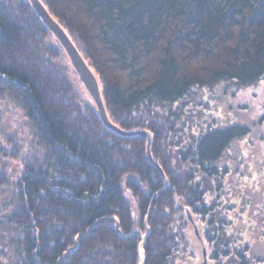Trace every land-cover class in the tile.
Here are the masks:
<instances>
[{
  "label": "trees",
  "instance_id": "trees-1",
  "mask_svg": "<svg viewBox=\"0 0 264 264\" xmlns=\"http://www.w3.org/2000/svg\"><path fill=\"white\" fill-rule=\"evenodd\" d=\"M40 1L111 123L151 133L163 175L142 135L104 125L29 0H0V74L14 80L0 79V264H138L146 233L143 264H195L192 219L214 264H264L251 255L264 217L233 221L219 165L249 127L195 129L185 113L194 89L264 77V0Z\"/></svg>",
  "mask_w": 264,
  "mask_h": 264
},
{
  "label": "rangeland",
  "instance_id": "rangeland-1",
  "mask_svg": "<svg viewBox=\"0 0 264 264\" xmlns=\"http://www.w3.org/2000/svg\"><path fill=\"white\" fill-rule=\"evenodd\" d=\"M77 81L79 90L86 95L79 79ZM191 98L192 102L185 106V113L201 124H197L195 129L200 126L203 128L205 124H211L213 121L217 125L241 124L249 127L250 131L246 136L232 140L224 151L219 165L225 164L230 168L226 185L230 194L229 215L233 221L263 222L261 217H264V77L254 84L243 87L221 82L212 89L206 87L194 89ZM0 118V130H5L7 121L5 117ZM12 168L9 167L10 172ZM215 194H207L206 202L214 200ZM190 222L200 221L192 219L187 226L188 239L197 254L195 264L203 261L204 253L207 263L214 264L208 259L203 244L196 238L198 229H194ZM262 225L264 227V223ZM258 235L263 234L259 232ZM251 255L264 256V239L253 244Z\"/></svg>",
  "mask_w": 264,
  "mask_h": 264
},
{
  "label": "water",
  "instance_id": "water-1",
  "mask_svg": "<svg viewBox=\"0 0 264 264\" xmlns=\"http://www.w3.org/2000/svg\"><path fill=\"white\" fill-rule=\"evenodd\" d=\"M31 6L35 10L36 14L39 16V18L42 20V22L47 26V28L50 30V32L53 34V36L56 38L60 46L63 48L69 63L76 73L80 83L84 87L87 95L92 100L97 113L101 119V121L104 123L106 127L109 129L121 134V135H132V134H140L146 139V151L147 156L149 160L156 166V168L160 171V173L163 175V171L161 168L155 163L151 157L150 153V144H151V133L146 130L142 131H136V132H125L121 129H119L117 126L113 125L111 121L109 120L103 100L101 97L100 87L98 80L93 73V71L90 69V67L87 65L85 60L83 59L82 55L80 54L79 50L75 46V44L72 42V40L69 38L65 30L59 25L58 22H56L48 13V11L45 9L44 5L40 0H29ZM0 79L7 81V80H13L9 77H6L2 74H0ZM14 81V80H13ZM165 178V177H164ZM166 181V179H165ZM188 218L190 219L189 215ZM148 233L141 236L139 246H138V255H139V262L138 264H143L144 260V243L145 238L147 237ZM200 264H208L205 253L203 254V261Z\"/></svg>",
  "mask_w": 264,
  "mask_h": 264
},
{
  "label": "bare ground",
  "instance_id": "bare-ground-1",
  "mask_svg": "<svg viewBox=\"0 0 264 264\" xmlns=\"http://www.w3.org/2000/svg\"><path fill=\"white\" fill-rule=\"evenodd\" d=\"M45 7V6H44ZM46 9V8H45Z\"/></svg>",
  "mask_w": 264,
  "mask_h": 264
}]
</instances>
